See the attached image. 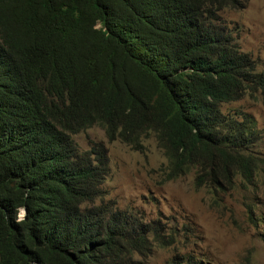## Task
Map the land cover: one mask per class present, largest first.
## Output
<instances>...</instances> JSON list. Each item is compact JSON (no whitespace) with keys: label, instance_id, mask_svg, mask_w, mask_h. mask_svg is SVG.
Returning <instances> with one entry per match:
<instances>
[{"label":"trees","instance_id":"16d2710c","mask_svg":"<svg viewBox=\"0 0 264 264\" xmlns=\"http://www.w3.org/2000/svg\"><path fill=\"white\" fill-rule=\"evenodd\" d=\"M245 3L0 0V264H143L176 243L175 227L102 201L103 145L70 138L92 126L133 151L152 136L166 180L256 179L253 119L221 111L264 90L220 17Z\"/></svg>","mask_w":264,"mask_h":264},{"label":"rangeland","instance_id":"374dc122","mask_svg":"<svg viewBox=\"0 0 264 264\" xmlns=\"http://www.w3.org/2000/svg\"><path fill=\"white\" fill-rule=\"evenodd\" d=\"M220 17L235 47L264 75V0H246L243 8L224 10ZM221 111L253 119L259 139L250 151L261 160L253 182L237 176L222 192L195 186L193 170L166 180L167 160L152 136L143 139L140 152L107 142L99 126L70 136L79 151L103 145L108 166L103 202L177 229L176 243L154 249L143 264H164L173 256H191L201 264H264V90L224 104Z\"/></svg>","mask_w":264,"mask_h":264},{"label":"clouds","instance_id":"9594fccd","mask_svg":"<svg viewBox=\"0 0 264 264\" xmlns=\"http://www.w3.org/2000/svg\"><path fill=\"white\" fill-rule=\"evenodd\" d=\"M25 215H26L25 210H23V209L19 210L18 217H17L18 222H22L24 217H25Z\"/></svg>","mask_w":264,"mask_h":264}]
</instances>
